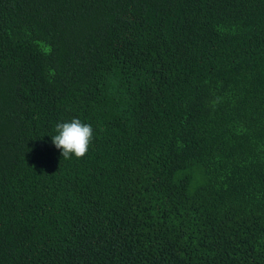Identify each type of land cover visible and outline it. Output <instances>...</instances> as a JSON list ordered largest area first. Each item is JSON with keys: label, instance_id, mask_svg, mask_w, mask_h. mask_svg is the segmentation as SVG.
Here are the masks:
<instances>
[{"label": "trees", "instance_id": "obj_1", "mask_svg": "<svg viewBox=\"0 0 264 264\" xmlns=\"http://www.w3.org/2000/svg\"><path fill=\"white\" fill-rule=\"evenodd\" d=\"M0 264H264V0H0Z\"/></svg>", "mask_w": 264, "mask_h": 264}, {"label": "clouds", "instance_id": "obj_2", "mask_svg": "<svg viewBox=\"0 0 264 264\" xmlns=\"http://www.w3.org/2000/svg\"><path fill=\"white\" fill-rule=\"evenodd\" d=\"M55 132L51 136L52 143L60 150L64 159L73 156L79 159L87 154L93 140L91 124L74 117L70 121L57 123Z\"/></svg>", "mask_w": 264, "mask_h": 264}]
</instances>
